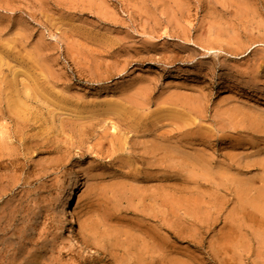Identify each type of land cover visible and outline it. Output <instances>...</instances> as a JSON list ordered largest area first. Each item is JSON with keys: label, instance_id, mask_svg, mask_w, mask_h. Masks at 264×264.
<instances>
[{"label": "rangeland", "instance_id": "obj_1", "mask_svg": "<svg viewBox=\"0 0 264 264\" xmlns=\"http://www.w3.org/2000/svg\"><path fill=\"white\" fill-rule=\"evenodd\" d=\"M0 36L5 93L14 73L20 84L32 66L51 69L74 113L53 108L60 123L34 104L46 122L31 115L20 142L0 118L9 146L0 148V256L14 248L19 264H264V0H0ZM73 177L85 183L76 227L107 261L63 228ZM241 228L245 246L230 250L222 233Z\"/></svg>", "mask_w": 264, "mask_h": 264}, {"label": "bare ground", "instance_id": "obj_2", "mask_svg": "<svg viewBox=\"0 0 264 264\" xmlns=\"http://www.w3.org/2000/svg\"><path fill=\"white\" fill-rule=\"evenodd\" d=\"M3 29V28H2ZM20 35V34H19ZM1 37V36H0ZM1 39V38H0ZM14 40H16V38L14 39ZM18 40H20L19 38H18ZM1 41V46H2V40H0ZM17 41V40H16ZM20 41H22V40H20ZM20 43V42H19ZM1 48V47H0ZM3 49H4V45H3V47H2ZM5 48L7 49V45L5 44ZM11 49H13L12 47H11ZM10 48H9V50H11ZM2 50V49H1ZM0 50V51H1ZM14 50H15V48H14ZM3 51V50H2ZM5 52H6V50H4ZM7 51H8V49H7ZM35 50H33V52H34ZM11 52V51H10ZM1 53V52H0ZM8 53H9V51H8ZM14 53H18V51H15V52H13V54ZM5 54V53H4ZM7 54V53H6ZM12 54V53H11ZM38 54V53H37ZM2 55H3V53H2ZM1 54H0V58H1V60H3L4 58H2L3 56H2ZM33 59V58H32ZM5 60H7L6 58L4 59V61ZM33 61H36L35 59L33 60ZM32 61V62H33ZM1 62V61H0ZM6 62V61H5ZM2 64V63H1ZM1 64H0V66H1ZM6 64H7V62H6ZM36 64H37V62H36ZM4 65V64H3ZM35 66V65H34ZM2 68V67H1ZM42 68H39L38 70L40 71V72H37L38 70H36V67H33L32 66V72H30V73H32V74H34V72H33V70L34 71H36L37 72V74H38V76L36 75V77L34 78L33 77V75L31 76L29 73H26V72H28V71H26L25 73H24V71H23V73L26 75L25 76V79H21L19 82H20V84H18V80L17 81H15V73H14V76L12 77V79L11 80H13L8 86H7V93H5V88H2L3 87V85H2V87L0 86V118L1 119H7V120H9L10 122L9 123H11L12 124V126H13V129H12V131H11V129H9L10 130V136L13 138V139H15L17 142H20V141H23L22 140V131L24 132V130H26L27 129V127H26V124L28 123V121L30 122V119L32 118L31 117V115H33L34 116V119L36 120V121H40V122H42L41 121V119L42 118H44L43 117V114L44 113H42V112H44V111H47L44 115H46V114H48L47 116H49V118H53L52 120H55L54 119V117L56 116V114L54 113V110H56V109H58L59 108V110L58 111H61V109H62V111H63V109H64V111L65 110H67V112L66 113H68V114H70L73 110H71L70 108L72 107V105L69 107V105H67V100H69V97H68V91H66L65 92V90L63 91V89H62V91L61 90H59L58 91V88H55L56 86H54V83H55V81L53 82V84H51L52 82H49V80H50V78H51V69H47L45 72H43L42 70H41ZM12 70V69H11ZM10 70V71H11ZM43 70H44V68H43ZM9 71V72H10ZM13 71H18L17 69L16 70H13ZM20 71V70H19ZM18 71V72H19ZM53 71V70H52ZM17 72V73H18ZM36 72H35V74H36ZM43 72V73H42ZM1 73H4V72H1L0 71V75H1ZM13 73V72H12ZM20 73H22L21 71H20ZM53 73V72H52ZM11 74V73H10ZM2 75H4V74H2ZM5 76V75H4ZM29 76V77H28ZM30 79V80H27V79ZM43 78V79H42ZM3 79V78H2ZM2 79L0 78V80H1V83L3 84V81H2ZM4 79H6V78H4ZM54 79V78H53ZM52 78H51V80H53ZM8 81V79H6V82ZM42 83V84H41ZM1 85V84H0ZM54 87H53V86ZM4 86H5V83H4ZM261 87V86H260ZM1 88L2 89H4L3 91L1 90ZM249 89H250V87H249ZM57 90V91H56ZM256 90H257V88H256ZM261 89H259V91H260ZM264 90V89H263ZM255 91V90H254ZM259 93V92H258ZM4 94H6V95H4ZM68 94V95H67ZM263 94H264V92H263ZM253 96H254V94H252ZM258 96H260V95H258ZM262 96V95H261ZM68 98V99H67ZM5 100V101H4ZM70 102H71V100H70ZM69 102V103H70ZM78 102V101H77ZM34 104H36V105H39V107L38 106H35ZM43 106V107H42ZM112 106H115V105H111V107ZM116 106H118L117 107V109L115 108V107H113L114 109H115V111H116V113H119L120 111H119V109H121V106L119 105V104H116ZM120 106V107H119ZM234 108L236 107V106H233ZM237 107H239V106H237ZM236 107V108H237ZM41 109V110H44V111H42L41 112V110H39V109ZM53 108H55L54 110H53ZM70 109L69 110V112H68V109ZM236 108H235V110H236ZM77 109H79V108H77ZM122 109H123V106H122ZM125 110V109H124ZM127 110V109H126ZM119 111V112H118ZM255 111V110H254ZM80 112H82V111H80ZM84 112V111H83ZM122 112V111H121ZM120 112V113H121ZM128 112V111H127ZM250 112V111H249ZM54 113V114H53ZM56 113H58V115L56 116V118L59 116L60 117V115L61 114H59V112H56ZM73 113V112H72ZM85 113V112H84ZM83 113V114H84ZM108 113L110 114L111 113V109H109V111H108ZM157 113V115L155 116V117H158V112H156ZM257 113H260V112H257ZM83 114H80V116L81 115H83ZM122 114V113H121ZM161 113H159V115H160ZM250 114V113H249ZM55 115V116H54ZM71 115V114H70ZM72 115H74V113L72 114ZM75 115H79V113L77 114V113H75ZM112 116L111 117H114L113 115V113L111 114ZM179 115V114H178ZM178 115H176V116H178ZM263 115V114H262ZM119 117H120V115H118ZM121 116H123V114L121 115ZM173 116V115H172ZM116 117V116H115ZM173 117H175V116H173ZM180 117V116H179ZM251 117H253V116H251ZM48 118V119H49ZM118 118V117H117ZM254 119L255 118H257L256 116H254L253 117ZM252 118V119H253ZM160 119H162V118H160ZM160 119H159V121H160ZM258 119V118H257ZM43 120V119H42ZM57 120H58V118H57ZM262 121H263V119H261ZM31 121H33V119L31 120ZM44 121V120H43ZM48 121V120H47ZM59 122H60V120H58ZM39 122V124H41ZM44 122H46V121H44ZM49 122V121H48ZM260 122V121H259ZM258 122V123H259ZM38 123V122H37ZM51 123V122H50ZM61 123V122H60ZM257 123V125H260V124H258ZM1 124V123H0ZM3 124V123H2ZM1 124V125H2ZM11 124H9V125H11ZM34 124V123H33ZM44 124V123H43ZM45 124H47V123H45ZM45 124H44V126H45ZM171 124H174V123H171ZM176 124H178V123H176ZM192 124V123H191ZM1 125H0V128L1 129H3L2 127H1ZM48 125V124H47ZM169 125H170V123H169ZM262 127L264 128V124L262 123ZM8 126V125H7ZM11 126V127H12ZM28 127H29V125H27ZM41 126V125H40ZM40 126H39V128H40ZM43 126V125H42ZM41 126V127H42ZM50 126L52 127L53 125L52 124H50ZM178 126V125H177ZM191 126V125H190ZM198 126V125H197ZM203 125H201V127H202ZM256 126V125H255ZM261 126V125H260ZM26 127V128H25ZM54 127V126H53ZM186 127V126H185ZM201 127H198V129L200 128V129H202ZM205 127H207V126H204L203 128H204V130L205 129H207V128H205ZM262 127H261V129H262ZM6 128V127H5ZM45 128H48V127H46L45 126ZM188 128V127H187ZM192 128V127H191ZM24 129V130H23ZM42 129V128H41ZM40 129V130H41ZM193 129V128H192ZM195 130H197V128H194ZM199 129V130H200ZM254 129V128H253ZM39 130V131H40ZM46 130V129H45ZM48 130V129H47ZM204 130H203V132H204ZM257 130H259V129H256V131H254V135H255V132L256 133H258L257 132ZM6 131V130H5ZM198 131V130H197ZM253 131V130H252ZM261 130H259V132H260ZM264 131V130H263ZM199 132H201V131H199ZM7 134L9 133V132H6ZM5 133V135H7ZM263 133V132H262ZM1 134H3L4 135V132L2 133L1 132ZM198 134V133H197ZM9 135V134H8ZM24 135H25V133H24ZM7 137V136H6ZM29 137V136H28ZM31 137H33V136H31ZM4 139V138H3ZM0 148L1 149H3L4 151L6 150V149H8L9 150V146H7V144H5V147H2V144L0 143ZM251 145V144H250ZM250 147V146H249ZM6 148V149H5ZM31 151H32V149H31ZM4 156V155H3ZM1 161H0V167H1V165L3 164V163H5V160H3V159H0ZM174 160V159H173ZM18 161V160H17ZM11 161H9V162H6V164L9 166V165H11ZM14 167V166H13ZM2 173H0V175H1ZM6 175V174H5ZM4 175V176H5ZM2 176V175H1ZM0 176V177H1ZM3 176V177H4ZM3 180V179H2ZM1 181V180H0ZM78 185V188H77V190H76V192H74V190L72 189V188H75V186H77ZM84 193H85V183H78V181H77V178H75V177H73V178H71V180H70V184H69V187L67 188V191H66V194H65V198L62 200V203H61V207H60V213H61V217H62V219H63V223H64V226H63V228H64V230H65V232H66V234H67V236H68V238H69V242L70 243H72V244H79V245H81V246H84L85 248H87V249H90V253L93 255V256H96L97 258H99V259H101V260H109V256H107L98 246H96L95 244H93V243H91L88 239H87V237H86V235H85V233H81L80 232V230H78L77 229V227H76V215H77V212H78V210H79V203H80V200H81V198L84 196ZM70 199H72L73 200V204H72V206L71 207H69L68 206V203H69V200ZM11 201H12V199H11ZM17 205V204H16ZM22 205V204H21ZM12 207H14V206H12ZM18 207V206H17ZM20 207V206H19ZM22 207H23V205H22ZM13 209V208H12ZM15 209V208H14ZM22 209V208H21ZM16 211V210H15ZM13 212V211H12ZM17 212V211H16ZM11 213V212H10ZM9 213V214H10ZM20 213V212H19ZM259 213V212H258ZM257 213V214H258ZM13 214V213H12ZM11 214V215H12ZM18 214V213H17ZM16 214V215H17ZM259 214H264V210H263V212H261V213H259ZM14 215H15V213H14ZM20 215H22V214H19V217H21ZM195 215V214H194ZM9 216V215H8ZM7 216V217H8ZM13 216V215H12ZM11 216V217H12ZM192 216V215H191ZM196 216V215H195ZM254 216V215H253ZM256 216H258V215H256ZM255 216V217H256ZM260 216V215H259ZM262 216V218L264 217V215H261ZM5 217V216H4ZM4 217H2V219L4 218ZM197 217H198V215H197ZM253 218L251 215H249L248 216V218ZM6 218V217H5ZM14 218V217H13ZM12 218V219H13ZM192 218V217H191ZM245 218V217H244ZM261 218V217H260ZM11 219V220H12ZM16 219V218H15ZM199 219V218H198ZM253 219H255V218H253ZM259 219V218H258ZM10 219H8L7 218V222H10L9 221ZM17 220V219H16ZM19 221H20V219H18ZM203 220H204V218H203ZM239 220V219H238ZM244 220V219H243ZM6 221L5 220H3V222H5L6 223ZM14 221V220H13ZM12 221V222H13ZM193 221V220H192ZM197 221V220H196ZM201 221V220H200ZM199 221V222H200ZM205 221V220H204ZM245 221H246V219H245ZM261 221V220H260ZM264 219L261 221V223L260 224H263L264 222ZM231 222V221H230ZM239 222V221H238ZM241 222V225H242V221H240ZM256 222V221H255ZM258 222V221H257ZM263 222V223H262ZM9 224V223H8ZM11 224V223H10ZM9 224V225H10ZM233 224V223H232ZM244 224V223H243ZM250 224H251V222H250ZM253 224V223H252ZM13 225H14V223H13ZM16 225V224H15ZM14 225V226H15ZM196 225V224H195ZM227 225V224H226ZM255 225V224H254ZM258 225V224H257ZM13 226V227H14ZM17 226H18V224H17ZM19 226H20V224H19ZM232 226V225H231ZM231 226H230V228H228V229H231ZM246 226V225H245ZM248 226V225H247ZM253 226V225H252ZM258 226H260V225H258ZM262 226V225H261ZM260 226V227H261ZM190 227V226H189ZM195 227V226H194ZM236 227H238V226H236ZM251 227V226H250ZM256 227V226H255ZM17 228H19V227H17ZM170 228H171V226H170ZM232 228H234L233 226H232ZM2 229V228H1ZM14 229H15V231L14 232H16V226L14 227ZM194 229V228H193ZM228 229H225V230H222L221 231V233L222 232H225V231H227ZM240 229V228H239ZM242 229V228H241ZM258 229H260V228H258ZM20 230H22L21 228H20ZM192 230V229H191ZM236 230H238V228H236ZM236 230H229L228 232H225V233H222V234H224V239L223 240H226L227 242L226 243H228V245L230 244V245H232L233 247H232V249H230V250H233V248H234V246H236V247H244L245 246V244H244V242H243V238H244V236H245V233H243L245 230H240L238 233H237V231ZM249 230H252V229H249ZM262 230H263V228H262ZM1 231V230H0ZM3 231H5V229H2V232ZM13 231V230H12ZM18 231V230H17ZM171 231V230H170ZM195 231V230H194ZM193 231V232H194ZM243 231V232H242ZM254 231H256V230H254ZM258 231V230H257ZM176 232V231H175ZM251 232V231H250ZM263 232H264V230H263ZM1 233V232H0ZM18 233H19V231H18ZM174 233V232H173ZM178 234H179V231L177 232ZM227 233V234H226ZM247 233V232H246ZM251 233H254V235H255V232H251ZM258 233V232H257ZM257 233H256V235H257ZM16 234V236H17V233H15ZM15 234H13V235H15ZM20 234V233H19ZM190 234H191V231H190ZM194 234V233H193ZM226 234V235H225ZM264 234V233H263ZM182 235V234H181ZM247 235H249V234H246V236ZM254 235H252L253 237H254ZM255 235V236H256ZM259 235H261V231H260V234ZM256 236L255 238H258V241H260V240H262L261 238L263 237V236ZM6 236V235H5ZM20 235H18V237H19ZM219 236V235H218ZM17 237V238H18ZM156 237V236H155ZM190 237V236H189ZM203 237V236H202ZM219 237H221V236H219ZM248 237V236H247ZM251 237V236H250ZM250 237H248V239L250 238ZM0 238H1V235H0ZM154 238V237H153ZM192 238V237H191ZM198 238V237H197ZM5 239V238H4ZM7 239H10V238H7ZM7 239H5V240H7ZM156 239V238H155ZM157 239H159V238H157ZM245 239V238H244ZM247 239V240H248ZM2 241H4L3 240V238L1 239ZM16 240V239H15ZM151 240H153V239H151ZM190 240V239H189ZM197 240H200V238L199 239H197ZM254 240V239H253ZM256 240V239H255ZM263 240H264V237H263ZM262 240V241H263ZM155 241V240H154ZM160 241V240H159ZM220 241H222V240H220ZM249 241V240H248ZM7 242L8 241H5V243L7 244ZM10 242H12V239H10ZM14 242V241H13ZM194 242V241H193ZM246 242V241H245ZM256 242V241H255ZM264 242V241H263ZM0 243H2V242H0ZM156 243V242H155ZM155 243H153V244H155ZM199 243V242H198ZM222 243H224V242H222ZM257 243L259 244V242H256L255 243V245H257ZM3 244V243H2ZM8 244H10V243H8ZM165 244V243H164ZM197 244V243H196ZM247 244V243H246ZM251 244V243H250ZM260 244H263L262 242L260 243ZM259 244V245H260ZM5 245V244H4ZM73 245V246H74ZM222 245V244H221ZM225 245V244H224ZM224 245H222V246H224ZM229 245V246H230ZM1 246H3V245H1ZM11 246H13L12 244H10V247H9V245H8V247H6V245H5V247L7 248V250H8V248H11ZM157 246L158 247H160L159 246V244H157ZM157 246H155L156 248H157ZM219 246H220V244H219ZM219 246H218V248H219ZM250 246V245H249ZM261 246V245H260ZM263 246H264V244H263ZM5 247H3L4 249H6ZM154 247V245H153V248H155ZM171 247V246H170ZM225 247H228L227 245L225 246ZM224 247V248H225ZM235 247V248H236ZM254 247V246H253ZM262 247V246H261ZM173 248V247H172ZM234 248V249H235ZM250 248V247H249ZM263 248V247H262ZM262 248H260L259 247V252H257V254L258 253H262V252H260V250L262 249ZM3 249V250H4ZM14 249V248H13ZM12 249V251H14V254H15V250H13ZM221 249L223 250V248H219L218 250H220L221 251ZM244 248H242V250H243ZM248 249V248H247ZM247 249H246V251H247ZM0 250H2V248H0ZM173 250V249H172ZM214 250V249H213ZM226 249H224V253L226 252L225 251ZM229 250V251H230ZM242 250H241V253H242ZM250 250V249H249ZM253 250V249H252ZM168 251V250H167ZM254 251H255V249H254ZM256 251H257V246H256ZM255 251V252H256ZM261 251H264L263 249L261 250ZM3 252V251H2ZM8 252H10V251H8ZM18 252V251H17ZM211 252V251H210ZM222 252V251H221ZM231 252H233V251H231ZM239 252V251H238ZM250 252V251H249ZM5 253V252H4ZM13 253V252H12ZM11 253V254H12ZM169 253V252H168ZM243 253H244V251H243ZM14 254H12V258H11V255H10V257H4V255H3V257H2V255L0 256V257H2L3 259H1L0 258V264H19L18 263V261H19V258L21 257V255H14ZM18 254H20V253H18ZM184 254V253H183ZM217 254V253H216ZM216 254H214L215 256H216ZM219 254V253H218ZM231 254V253H230ZM232 254H234V252L232 253ZM236 254H237V252H236ZM236 254H234L235 256H236ZM249 254V253H248ZM254 255H255V253H253ZM253 254H251V255H253ZM14 255V256H13ZM177 255V254H176ZM182 255V254H181ZM186 255V254H185ZM213 255V256H214ZM226 255V254H225ZM233 255V256H234ZM246 255V254H245ZM253 255V256H254ZM9 256V255H8ZM40 256V255H39ZM170 256V255H169ZM172 256H174V255H172ZM177 256H180L179 254L177 255ZM222 256V255H221ZM227 256H230L229 254L227 255ZM227 256H222V257H226V258H228ZM238 256H240V255H238ZM256 257L258 256V255H255ZM261 256H262V254H261ZM261 256L259 257V258H261ZM27 257H28V255H27ZM42 257H43V255H42ZM180 257H182V256H180ZM180 257H178V259H180ZM232 257V256H231ZM263 257H264V255H263ZM164 258V257H163ZM169 258V257H168ZM170 258H171V256H170ZM174 260H175V258L174 257H172ZM221 258V257H220ZM237 258V257H236ZM239 258V257H238ZM21 259V258H20ZM40 258L38 257V260H39ZM111 259V258H110ZM222 259V258H221ZM231 259V258H230ZM234 259H235V257H234ZM244 259V258H243ZM245 259H246V257H245ZM258 259V258H257ZM24 260V259H23ZM170 260V259H169ZM172 260V259H171ZM173 260V261H174ZM181 260H183V259H181ZM197 260V259H196ZM215 260V259H214ZM219 260V259H218ZM226 260V259H225ZM237 260V263L238 262H240V259L238 260V259H236ZM259 260V259H258ZM21 261V260H20ZM19 261V262H20ZM42 261V260H41ZM165 261H166V259H165ZM173 261H171V263L173 262ZM184 262H185V260H183ZM217 261V260H216ZM215 261V262H216ZM231 261V260H230ZM243 261V260H242ZM255 261V260H254ZM24 262V261H23ZM27 262V261H26ZM168 262H170V261H168ZM176 262H178L177 260H176ZM180 262V261H179ZM178 262V263H179ZM219 262V261H218ZM225 262V261H224ZM232 262V261H231ZM230 262V263H231ZM233 262H234V260H233ZM20 263H22V262H20ZM112 263L113 264H120L118 261H115V260H112ZM167 263V262H166ZM185 263H187V262H185ZM184 263V264H185ZM236 263V264H237ZM25 264V263H24ZM38 264V263H37ZM40 264V263H39ZM180 264V263H179ZM183 264V263H182ZM206 264V263H205Z\"/></svg>", "mask_w": 264, "mask_h": 264}]
</instances>
